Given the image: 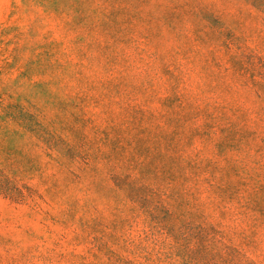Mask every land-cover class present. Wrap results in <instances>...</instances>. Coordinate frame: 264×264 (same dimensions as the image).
Here are the masks:
<instances>
[{"label": "rangeland", "instance_id": "obj_1", "mask_svg": "<svg viewBox=\"0 0 264 264\" xmlns=\"http://www.w3.org/2000/svg\"><path fill=\"white\" fill-rule=\"evenodd\" d=\"M0 264H264V10L0 0Z\"/></svg>", "mask_w": 264, "mask_h": 264}, {"label": "trees", "instance_id": "obj_2", "mask_svg": "<svg viewBox=\"0 0 264 264\" xmlns=\"http://www.w3.org/2000/svg\"><path fill=\"white\" fill-rule=\"evenodd\" d=\"M255 5H257L259 8H262L264 10V0H254Z\"/></svg>", "mask_w": 264, "mask_h": 264}]
</instances>
